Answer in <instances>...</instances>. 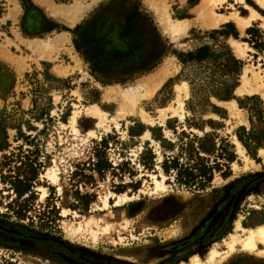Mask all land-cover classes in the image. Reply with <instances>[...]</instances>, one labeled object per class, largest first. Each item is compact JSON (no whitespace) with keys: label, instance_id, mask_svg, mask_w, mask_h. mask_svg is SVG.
<instances>
[{"label":"rangeland","instance_id":"1","mask_svg":"<svg viewBox=\"0 0 264 264\" xmlns=\"http://www.w3.org/2000/svg\"><path fill=\"white\" fill-rule=\"evenodd\" d=\"M201 1L0 0V157L37 148L42 164L23 218L10 213L13 193L0 178V264H179L210 247L218 253L205 264H264V244H226L242 234L237 222L264 223V143L247 149L236 136L240 126L264 127L247 108L256 104L264 120V56L247 41L249 28L262 39L263 19L242 30L230 19L212 23L250 8L264 17V8L254 0L201 8ZM177 24L184 27L171 29ZM201 46L205 60L181 61ZM227 50L236 69L224 65ZM232 83V97L216 96ZM181 130L196 146L194 136L232 144L228 175L220 166L196 188L165 174L161 161L177 152ZM108 134L105 156L127 164L100 177L86 166ZM77 165L94 180L78 181ZM75 190L94 195L87 210L72 205ZM51 204L58 213L42 225Z\"/></svg>","mask_w":264,"mask_h":264},{"label":"trees","instance_id":"2","mask_svg":"<svg viewBox=\"0 0 264 264\" xmlns=\"http://www.w3.org/2000/svg\"><path fill=\"white\" fill-rule=\"evenodd\" d=\"M224 33L221 30H213L211 33ZM250 37L248 38L249 44L255 49H262V54L264 56V36L262 39L259 36V32L256 28H249L247 30ZM255 54H253L254 56ZM209 56L208 48L206 46H201L195 51L187 52L186 54H179L181 61H195L201 62ZM224 65L232 70L236 69L238 61L232 57L229 50L226 51V56L224 58ZM264 67V62L262 63ZM235 83L231 85L224 86L218 92L216 96L228 99L232 97V89ZM253 97H248L252 99ZM248 112L250 113V118L252 112L257 115L258 120L261 121L264 126L263 116H261L262 111L257 109L256 104L250 103L247 105ZM133 126H129L128 131L131 134ZM238 130L242 131L241 133L236 132L238 140L249 149V145L252 142L253 146H260L264 143V127L263 131L255 133L252 129L246 131L244 126H240ZM180 136L187 137V133L184 130H181ZM183 137L180 139L178 144L177 152L173 154L164 155L163 160L161 161V168L165 174L169 172H174V179L181 184L186 186H195L196 188H203L212 178L213 171L221 169L220 166H225V170L222 171V174L228 175V164L235 159V154L232 149V144L222 140L217 147L213 144L201 143L207 139V136L203 138L195 139L199 140L198 146L193 144V139L184 140ZM112 138L111 135L102 137L93 148L94 158L92 161L87 163V168L90 171L95 172L98 176L102 177L106 172L110 171L112 174L114 170H121L125 166L126 162H120L115 166L111 164L108 158L105 156V149L108 145V139ZM24 139L27 141L28 137ZM29 141V140H28ZM168 145H172V143ZM201 151L204 154H201ZM215 152V154H214ZM206 154V155H205ZM145 155L142 158V163L146 168H149L151 164V157L148 161L150 154ZM213 155L212 162L209 161L210 156ZM84 164H82V167ZM42 167L41 162L38 160V150L33 148L31 150H23L21 146L17 147V151H10L8 153H2L0 157V178L2 183H7L10 190L13 193V197L8 202L7 207L17 218H23L26 216V213L30 207V201L35 198L34 186L37 183V178L39 170ZM77 169L72 171L73 176L78 175L77 180L82 181L83 183H88L94 180L93 174L83 173V168L76 166ZM81 168V169H80ZM123 170V169H122ZM130 171V170H129ZM133 186V184H129ZM125 184H117V192H122ZM74 195L77 199L73 206H80L82 210H87L90 202L93 200L94 195L92 193H80L78 190H75ZM46 208L48 205H45ZM53 213V216L49 218V213ZM46 214V220L42 225L50 224L53 221L58 211L55 208L54 204H51L49 209L43 210L42 216Z\"/></svg>","mask_w":264,"mask_h":264},{"label":"bare ground","instance_id":"3","mask_svg":"<svg viewBox=\"0 0 264 264\" xmlns=\"http://www.w3.org/2000/svg\"><path fill=\"white\" fill-rule=\"evenodd\" d=\"M216 1H224V0H202L200 6H201V8H204V5L207 2H216ZM255 1L258 4H260L261 6H264V0H255ZM255 18H260V15L254 9L250 8V12L246 16H242V15H239L237 13H231L230 15H225V16L220 14L217 17V19L212 21V23L216 24L217 21L230 19L232 22L235 23V25L239 29L242 30L244 27L249 25L250 20L255 19ZM178 24H180V23H178ZM178 24L175 26L171 25V29L178 31L184 27L183 25H178ZM245 82H247V81H245ZM243 85H244V83H243ZM243 85L241 87H238L237 90L239 91L243 87ZM237 143L239 146L240 145L239 142H237ZM243 193H244V186L239 187L235 191L234 196H233L232 201H231V204H230L231 207H230V214L229 215H231L234 212V210L238 204V201L240 200ZM118 196L119 197H118V199L115 200V203L119 202L120 195H118ZM236 226L241 230L242 234L241 235L231 234L229 236V241L226 242L227 247L229 249H232L233 245L236 242H239L242 248H247L249 250H253L255 248L256 241L260 242L261 244H264V223H262L260 225H256L253 228L252 227L245 228V227L239 226V224L237 222ZM217 253H218L217 249H215L213 247H210L208 249H203V250H200L198 254L193 253L192 255H190L186 259L185 262L181 261L179 264H205L206 262L213 261L214 256L217 255Z\"/></svg>","mask_w":264,"mask_h":264},{"label":"crops","instance_id":"4","mask_svg":"<svg viewBox=\"0 0 264 264\" xmlns=\"http://www.w3.org/2000/svg\"><path fill=\"white\" fill-rule=\"evenodd\" d=\"M255 1V0H254ZM255 3L258 5V6H260L261 8H264V6H261L260 4H258L256 1H255ZM257 12V11H256ZM258 13V12H257ZM259 14V13H258ZM255 19H263V21H261V24H262V22H263V24H264V17H262L261 15H260V18H255ZM252 20H254V19H252ZM250 22H251V20H250ZM250 24V23H249Z\"/></svg>","mask_w":264,"mask_h":264}]
</instances>
